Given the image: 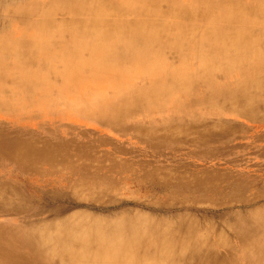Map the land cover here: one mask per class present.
I'll list each match as a JSON object with an SVG mask.
<instances>
[{
  "label": "bare ground",
  "instance_id": "bare-ground-1",
  "mask_svg": "<svg viewBox=\"0 0 264 264\" xmlns=\"http://www.w3.org/2000/svg\"><path fill=\"white\" fill-rule=\"evenodd\" d=\"M263 15L264 0H0V114L58 126L85 119L157 131L177 125L181 113L191 120L199 112L218 121L247 119V111L264 104ZM190 17L200 18L199 26L187 24ZM238 99L247 102L242 110ZM6 143L0 137V155H7L1 150ZM21 149L24 157L53 162L35 144ZM1 211L8 209L0 203ZM142 221L100 223L97 229L110 241L120 231V251L131 254L124 243L130 234L122 231L155 225L162 234L166 228ZM250 225L239 230L233 264H264V229ZM87 228L65 221L39 231L13 229L0 236V264H77L76 258L97 264L106 257L92 242L95 227L85 233ZM133 238L135 247L147 239ZM187 247L192 252L180 253L174 264L229 262L200 244Z\"/></svg>",
  "mask_w": 264,
  "mask_h": 264
},
{
  "label": "rangeland",
  "instance_id": "rangeland-1",
  "mask_svg": "<svg viewBox=\"0 0 264 264\" xmlns=\"http://www.w3.org/2000/svg\"><path fill=\"white\" fill-rule=\"evenodd\" d=\"M198 20L186 22L199 26ZM240 101L235 105L242 110L247 102ZM247 112V119L226 116L220 121L211 113L199 112L197 120L181 113V121L163 131L115 129L85 119L58 126L0 114V137L7 141L1 148L7 155H0V203L8 209L0 212V236L71 221L85 224V233L95 227L92 242L106 257L97 264H174L180 253L192 252L186 245L199 244L229 261L238 251L242 227L264 229V104ZM26 142L52 155L53 162L24 157ZM142 220L166 228L162 234L155 225L122 231L130 234L124 243L134 249L131 254L120 251V231L110 241L97 229L100 223L141 225ZM134 235L147 239L135 247ZM157 255L169 260L158 261ZM75 262L84 264L79 258Z\"/></svg>",
  "mask_w": 264,
  "mask_h": 264
}]
</instances>
